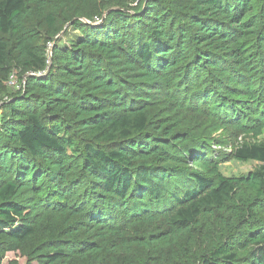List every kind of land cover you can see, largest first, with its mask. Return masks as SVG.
Returning a JSON list of instances; mask_svg holds the SVG:
<instances>
[{"label":"trees","instance_id":"1","mask_svg":"<svg viewBox=\"0 0 264 264\" xmlns=\"http://www.w3.org/2000/svg\"><path fill=\"white\" fill-rule=\"evenodd\" d=\"M201 115L264 133V0H0V264H264V143Z\"/></svg>","mask_w":264,"mask_h":264},{"label":"rangeland","instance_id":"2","mask_svg":"<svg viewBox=\"0 0 264 264\" xmlns=\"http://www.w3.org/2000/svg\"><path fill=\"white\" fill-rule=\"evenodd\" d=\"M17 87V78L11 75L7 84L8 89ZM196 128L194 136L200 141L206 142L210 147L211 157L218 161V171L225 177H234L251 171L256 165V161H238L232 158V150L242 143H264V133L258 137L252 135L238 134V131L224 129L219 123H215L206 115H201L199 123L193 124ZM16 260L18 264H27L25 257L20 255V251H8L3 259V264L10 260Z\"/></svg>","mask_w":264,"mask_h":264},{"label":"water","instance_id":"3","mask_svg":"<svg viewBox=\"0 0 264 264\" xmlns=\"http://www.w3.org/2000/svg\"><path fill=\"white\" fill-rule=\"evenodd\" d=\"M50 55H51V51H50V54H49V60H50Z\"/></svg>","mask_w":264,"mask_h":264}]
</instances>
